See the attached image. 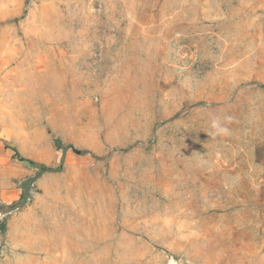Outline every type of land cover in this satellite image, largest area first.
I'll return each mask as SVG.
<instances>
[{"label": "rangeland", "instance_id": "rangeland-1", "mask_svg": "<svg viewBox=\"0 0 264 264\" xmlns=\"http://www.w3.org/2000/svg\"><path fill=\"white\" fill-rule=\"evenodd\" d=\"M7 219L0 264H264V0H0Z\"/></svg>", "mask_w": 264, "mask_h": 264}, {"label": "clouds", "instance_id": "clouds-1", "mask_svg": "<svg viewBox=\"0 0 264 264\" xmlns=\"http://www.w3.org/2000/svg\"><path fill=\"white\" fill-rule=\"evenodd\" d=\"M231 117H224L223 120L219 117L213 116L211 119V127L213 129L212 135H228L230 129L227 127V123L231 121Z\"/></svg>", "mask_w": 264, "mask_h": 264}, {"label": "crops", "instance_id": "crops-1", "mask_svg": "<svg viewBox=\"0 0 264 264\" xmlns=\"http://www.w3.org/2000/svg\"><path fill=\"white\" fill-rule=\"evenodd\" d=\"M3 222V226H4V229H3V231H1L0 230V234H2V232L4 233V235L6 236V233H7V230H8V219H7V222H6V224H5V222L4 221H2ZM22 239V238H21ZM21 241H24V240H21Z\"/></svg>", "mask_w": 264, "mask_h": 264}, {"label": "trees", "instance_id": "trees-1", "mask_svg": "<svg viewBox=\"0 0 264 264\" xmlns=\"http://www.w3.org/2000/svg\"><path fill=\"white\" fill-rule=\"evenodd\" d=\"M41 169H43V168H41ZM0 229H1V231H3V229H4V226H3V222L2 221L0 222Z\"/></svg>", "mask_w": 264, "mask_h": 264}]
</instances>
